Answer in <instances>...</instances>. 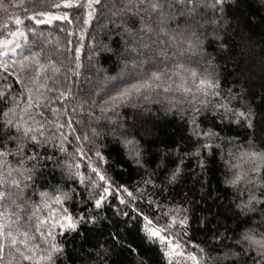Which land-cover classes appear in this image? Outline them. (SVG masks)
Wrapping results in <instances>:
<instances>
[{
	"label": "snow or ice",
	"instance_id": "6c2138e0",
	"mask_svg": "<svg viewBox=\"0 0 264 264\" xmlns=\"http://www.w3.org/2000/svg\"><path fill=\"white\" fill-rule=\"evenodd\" d=\"M0 11V264H60L76 236L112 264H125V254L145 264L141 245L159 247L164 264H264V136L256 139L264 95L257 105L243 88L222 89L215 70L229 50L227 29L235 35L264 21V0H0ZM54 22L64 45L38 27ZM189 54L207 67H189L199 66ZM101 59L116 64L115 76ZM148 104L178 116L184 134L157 142L125 118L123 110ZM233 126L250 131L243 143L228 135ZM217 159L233 226L209 227L202 217L206 235L196 243L192 202L156 197L182 180L189 162L206 176ZM49 162L64 183H37ZM129 171L138 177L131 185L118 179ZM204 184L201 198H218ZM133 225L139 244L130 241Z\"/></svg>",
	"mask_w": 264,
	"mask_h": 264
},
{
	"label": "trees",
	"instance_id": "16d2710c",
	"mask_svg": "<svg viewBox=\"0 0 264 264\" xmlns=\"http://www.w3.org/2000/svg\"><path fill=\"white\" fill-rule=\"evenodd\" d=\"M233 0H226V3H232ZM258 2V0H257ZM36 10H41V6L37 4ZM54 11V10H53ZM250 12H255L256 9L252 8ZM21 15L23 19L22 10L9 9V13ZM236 15H240L236 13ZM264 15V12H260L257 16ZM4 13L0 11V19H3ZM243 21V17H241ZM255 19V18H254ZM27 23V21H26ZM59 22H54L51 26L41 25L38 26L46 34L51 32L52 35L50 39L55 43L57 40L61 45L66 43L68 37L64 33L59 32L57 24ZM14 27V24H13ZM230 39L228 41L229 50L222 53L215 60V70L219 77L222 89L232 88L235 92L240 89H245L251 97L255 94V103L260 105V96L264 95V21L251 24H243L242 28L237 34L233 35V29H227ZM79 38V33L73 37L71 40L73 44ZM84 47L81 52V59L84 63H87V37L83 42ZM71 47V45H69ZM208 52H213L212 48L207 49ZM194 57L195 60L199 61V66L197 63H192L188 65L196 71H203L207 65L204 61L199 60L195 54H189ZM100 63L103 65L104 69L107 70V74L115 76L119 71V68L113 61L105 62L101 59ZM95 73V69L92 70ZM103 75V73H101ZM160 105L148 104L140 109L128 108L123 110L125 118L129 123L135 121L138 125L143 124L144 127L151 129L153 138L157 142H163L166 144H171L172 141L178 140L184 134V126L180 121L178 116L172 113L165 114ZM264 127V122L259 121L256 126V139L259 142L260 138L264 136V132L261 128ZM250 131L247 129H241L233 126L229 132V136L238 137L239 142L243 143ZM37 151H41L37 149ZM68 151H72V147L68 146ZM53 150L48 149L47 153L41 152L42 155L52 154ZM113 155H115L113 153ZM57 159L63 160L64 156L57 154ZM208 166L210 171L205 175H194L192 172V164L189 162L184 174V177L180 182L175 185L168 187V190L162 194H158L156 199L161 200L162 203H179L184 201L188 203L191 201V213H190V228L189 236L196 243H199L204 239L206 235V230L201 229L199 223L202 217H208L211 220V225L209 227L216 225L217 220L220 224H227L229 227L233 226V221L231 219H225L226 216L230 214L227 212V207L232 199V194L229 191H225L223 186L219 183L220 174L222 171V165L219 160H209ZM199 173V169L195 170ZM123 182L129 185L133 184L138 177L134 172H126L122 177H118ZM66 177L61 176V170L55 168L54 165L49 162L48 166L42 170V175L38 179L37 183L48 187L49 185H58L64 183ZM203 186L206 187L207 193L215 192L218 198L209 199L208 195H203L200 192L202 187V182H205ZM71 184V181H68ZM220 213V215H217ZM163 223V221H161ZM130 241H135L137 244L140 243L139 237L136 233V227L133 225L131 231L129 232ZM110 243V241H109ZM96 248L97 244L91 240L84 241L81 237L76 236L69 239L66 247L65 253L60 257V264H112V257H102L100 259L96 258ZM91 253L90 256L87 254ZM140 256L144 258L145 264H164L163 257L160 255L159 247L153 248L151 251H146V246H140ZM121 260L125 261V264H135L136 257L128 256L125 254L120 257Z\"/></svg>",
	"mask_w": 264,
	"mask_h": 264
}]
</instances>
